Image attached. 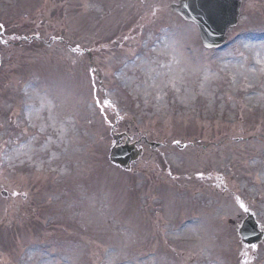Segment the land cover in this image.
<instances>
[{
	"label": "rangeland",
	"instance_id": "rangeland-1",
	"mask_svg": "<svg viewBox=\"0 0 264 264\" xmlns=\"http://www.w3.org/2000/svg\"><path fill=\"white\" fill-rule=\"evenodd\" d=\"M177 2L37 0L58 43L0 68V264H264V0L213 50ZM116 120L162 147L110 164Z\"/></svg>",
	"mask_w": 264,
	"mask_h": 264
},
{
	"label": "water",
	"instance_id": "water-1",
	"mask_svg": "<svg viewBox=\"0 0 264 264\" xmlns=\"http://www.w3.org/2000/svg\"><path fill=\"white\" fill-rule=\"evenodd\" d=\"M240 6V0H181L178 6H172V10L183 20L196 24L203 45L212 48L224 42L227 28L236 25ZM121 138L113 136L116 144ZM127 143L122 147H113L109 157L112 164L124 169H129L130 164L140 156V151ZM150 147L157 148L155 144H150ZM240 234L246 244L254 245L261 240V234L256 232V225L250 217Z\"/></svg>",
	"mask_w": 264,
	"mask_h": 264
},
{
	"label": "flooded vegetation",
	"instance_id": "flooded-vegetation-1",
	"mask_svg": "<svg viewBox=\"0 0 264 264\" xmlns=\"http://www.w3.org/2000/svg\"><path fill=\"white\" fill-rule=\"evenodd\" d=\"M40 11L37 0H0V55L3 60L8 57L30 60L31 56L35 60L57 43L50 35L56 33L49 28L50 13L42 15Z\"/></svg>",
	"mask_w": 264,
	"mask_h": 264
},
{
	"label": "bare ground",
	"instance_id": "bare-ground-1",
	"mask_svg": "<svg viewBox=\"0 0 264 264\" xmlns=\"http://www.w3.org/2000/svg\"><path fill=\"white\" fill-rule=\"evenodd\" d=\"M249 38H246L245 40H243L242 41V43L245 45V46H247V45H249L250 44V39L248 40ZM252 67L253 68H256L257 67V64H256V62H254L253 61V64H252ZM51 100V99H50ZM253 101H255V100H253V99H248V102H253ZM222 142H225L224 140H222ZM219 143H215L213 146L216 148L217 146H219L218 145ZM196 147L197 146H195L194 145V148L196 149ZM203 148H205V146H203ZM216 176H220L219 174H217V173H214ZM222 178V177H221ZM237 201H239V205H237V209H239V212H240V210H241V212H245V208H244V203L241 201V200H239V199H237ZM240 213H238V215H237V217H238V220H239V222H240V220H241V218H240ZM188 225V227H186ZM186 228H192L193 227V223H188V224H186ZM190 226V227H189ZM184 230V229H183ZM182 230V231H183ZM246 252H248V251H246ZM256 262V261H255Z\"/></svg>",
	"mask_w": 264,
	"mask_h": 264
},
{
	"label": "snow or ice",
	"instance_id": "snow-or-ice-1",
	"mask_svg": "<svg viewBox=\"0 0 264 264\" xmlns=\"http://www.w3.org/2000/svg\"><path fill=\"white\" fill-rule=\"evenodd\" d=\"M0 28H2V26H0ZM13 195H18V193H13ZM252 247H253V249H255L256 246L253 245Z\"/></svg>",
	"mask_w": 264,
	"mask_h": 264
}]
</instances>
